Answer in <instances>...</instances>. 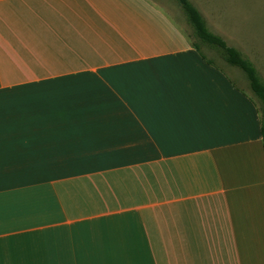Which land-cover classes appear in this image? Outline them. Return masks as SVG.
Segmentation results:
<instances>
[{
	"label": "crops",
	"instance_id": "1",
	"mask_svg": "<svg viewBox=\"0 0 264 264\" xmlns=\"http://www.w3.org/2000/svg\"><path fill=\"white\" fill-rule=\"evenodd\" d=\"M0 264H264L261 112L167 0H0Z\"/></svg>",
	"mask_w": 264,
	"mask_h": 264
},
{
	"label": "rangeland",
	"instance_id": "2",
	"mask_svg": "<svg viewBox=\"0 0 264 264\" xmlns=\"http://www.w3.org/2000/svg\"><path fill=\"white\" fill-rule=\"evenodd\" d=\"M167 1L173 18L183 26L194 42L197 41L192 25L187 21L185 13L176 0ZM192 1L200 6L212 29L233 46L241 49L253 61L264 78V0ZM197 42L203 54L210 57L218 67L231 75L233 81L248 91L261 112V99L252 89L246 73L238 66L220 58L214 48L207 43L200 40Z\"/></svg>",
	"mask_w": 264,
	"mask_h": 264
},
{
	"label": "trees",
	"instance_id": "3",
	"mask_svg": "<svg viewBox=\"0 0 264 264\" xmlns=\"http://www.w3.org/2000/svg\"><path fill=\"white\" fill-rule=\"evenodd\" d=\"M182 6L187 21L192 25L195 36L201 42L207 43L214 48L215 52L228 63L241 68L249 79L254 92L261 99L262 113V135L264 140V78L259 73L253 61L247 57L238 47L231 46L226 39L214 31L210 26L205 15L190 0H177ZM197 40V41H198ZM194 45L199 48L198 42Z\"/></svg>",
	"mask_w": 264,
	"mask_h": 264
}]
</instances>
